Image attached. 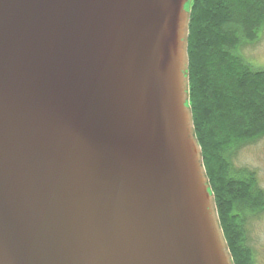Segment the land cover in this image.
<instances>
[{
  "label": "water",
  "instance_id": "water-1",
  "mask_svg": "<svg viewBox=\"0 0 264 264\" xmlns=\"http://www.w3.org/2000/svg\"><path fill=\"white\" fill-rule=\"evenodd\" d=\"M188 2L0 0V264H234Z\"/></svg>",
  "mask_w": 264,
  "mask_h": 264
},
{
  "label": "trees",
  "instance_id": "trees-1",
  "mask_svg": "<svg viewBox=\"0 0 264 264\" xmlns=\"http://www.w3.org/2000/svg\"><path fill=\"white\" fill-rule=\"evenodd\" d=\"M188 106L219 222L234 264H253L244 216L264 211L252 172L232 151L264 136V69L242 48L264 29V0H189Z\"/></svg>",
  "mask_w": 264,
  "mask_h": 264
},
{
  "label": "rangeland",
  "instance_id": "rangeland-1",
  "mask_svg": "<svg viewBox=\"0 0 264 264\" xmlns=\"http://www.w3.org/2000/svg\"><path fill=\"white\" fill-rule=\"evenodd\" d=\"M242 54L251 65L264 69V29L254 43L242 48ZM231 162L237 169L252 172L258 188L264 191V136L233 150ZM244 237L253 264H264V211L244 216Z\"/></svg>",
  "mask_w": 264,
  "mask_h": 264
}]
</instances>
